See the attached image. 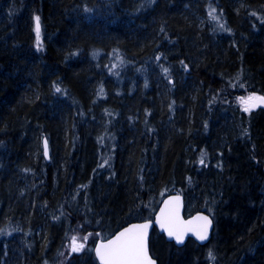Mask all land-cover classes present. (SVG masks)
<instances>
[{
  "label": "trees",
  "instance_id": "16d2710c",
  "mask_svg": "<svg viewBox=\"0 0 264 264\" xmlns=\"http://www.w3.org/2000/svg\"><path fill=\"white\" fill-rule=\"evenodd\" d=\"M248 95L264 96V0H0V264H63L77 235L65 264H99L97 239L175 192L215 228L182 247L153 233L158 264H264Z\"/></svg>",
  "mask_w": 264,
  "mask_h": 264
},
{
  "label": "snow or ice",
  "instance_id": "6c2138e0",
  "mask_svg": "<svg viewBox=\"0 0 264 264\" xmlns=\"http://www.w3.org/2000/svg\"><path fill=\"white\" fill-rule=\"evenodd\" d=\"M209 16L214 20H219L220 17L216 13L214 7H210ZM223 28V25H220ZM40 17H35V32L37 36V47H41L40 44ZM94 55H96L94 53ZM159 59V57H157ZM123 63V60L120 61ZM163 71L168 73V69L164 68ZM56 91H61L59 87ZM100 93L103 94V87L101 86ZM238 101L243 105V109L246 112H250L252 108L257 107L258 104H264V96L250 95L249 97H239ZM249 101H256L258 103H249ZM246 132V130H245ZM102 139V138H101ZM47 148V141L45 140V149ZM206 153L201 152L200 163H204V157ZM86 187V186H83ZM177 202L179 198H175ZM167 208V206H166ZM195 221L201 223L194 224V221L190 220L184 222L180 220L178 214V207L176 209H169L167 211H161V217L159 219L160 226L167 229L170 237H175L177 243H183L184 236L187 232H194L199 240L204 241L208 238V229L211 226L212 221L207 216H198L194 218ZM151 221L144 224L131 225L129 228L124 229L112 239H108L106 242L101 241L99 245L94 249L101 264H155L147 253L146 237L147 229L150 227ZM3 231V230H0ZM91 235V234H90ZM87 236L83 237L86 242ZM84 248V244H77V237L71 238L70 250L71 252H80ZM211 259H215L211 250L208 253Z\"/></svg>",
  "mask_w": 264,
  "mask_h": 264
},
{
  "label": "water",
  "instance_id": "95a60500",
  "mask_svg": "<svg viewBox=\"0 0 264 264\" xmlns=\"http://www.w3.org/2000/svg\"><path fill=\"white\" fill-rule=\"evenodd\" d=\"M107 1H114V0H107ZM249 103H258L256 101H249ZM258 108H264V104H258L257 107H254L252 109H258ZM45 140L47 141L46 138H44L43 140V148H44V154L45 156L48 158L49 157V146H48V142H47V148L45 149ZM179 198V201L177 202V200L175 198ZM167 206V208H166ZM178 207V214H179V218L180 220L184 221V222H187V221H194V224H199L201 222L199 221H195L194 218L195 217H198V216H207L209 218V220L212 221L211 223V226L209 227L208 229V238L204 241H201L199 240V238L197 237V235L194 233V232H187L184 236V240H183V243H177L175 237H170L168 235V232H167V229L165 228H162L160 226V223H159V219L161 217V211L162 210H169V209H176ZM148 221H151V225L150 227L147 229V237H146V248H147V253H148V256L155 261V264H158V260L157 258L153 257L152 256V253H151V236H152V232L154 229H157L159 230L160 232H162L166 239L170 242H173L176 246L178 247H182L185 245V243L190 239H194L198 244L200 245H205L207 244L211 238H212V235H213V231H214V228H215V224L212 220L211 217H209L208 215L202 213V212H196L195 214L191 215V216H186L185 215V197L183 194L181 193H173L169 196H167L163 202L161 203V206L159 207L157 213L155 214L154 218L151 219V220H146V221H142V222H134V223H131V224H128L122 228H120L119 230H117L113 235H111L109 238L107 239H99L96 241V245H95V248L99 245V243L101 241H107L108 239H112L114 238L116 235H118L120 232L124 231V229L126 228H129L131 225H137V224H144ZM96 253V252H95ZM97 256V255H96ZM97 260L99 261V263L101 264V261L99 260L98 256H97Z\"/></svg>",
  "mask_w": 264,
  "mask_h": 264
},
{
  "label": "bare ground",
  "instance_id": "6f19581e",
  "mask_svg": "<svg viewBox=\"0 0 264 264\" xmlns=\"http://www.w3.org/2000/svg\"><path fill=\"white\" fill-rule=\"evenodd\" d=\"M47 158V157H46ZM47 159H50V152H49V157L47 158ZM175 193H177V192H175ZM171 194H173V193H169V194H167V195H165L161 200H160V202H159V204H158V206H157V208H156V210H155V212H154V215H153V218H154V216H155V214L157 213V211H158V209H159V207L161 206V203L163 202V200L167 197V196H169V195H171ZM189 210V213L187 214L186 213V216H191V215H193V214H195L196 212H202V213H204V214H206V215H208L209 217H211L212 218V220H213V222H214V224H215V219H214V211H207V210H203V209H196V207H195V205L193 206V207H191L190 209H188ZM152 218V219H153ZM147 220H151V219H147ZM142 221H146V220H141V221H131V222H128L127 223V225L128 224H131V223H134V222H142ZM126 226V225H125ZM124 227V226H123ZM156 231V232H155ZM154 235H155V237H157V236H160V235H163L164 236V238L166 239V237H165V235L162 233V232H160L159 230H157V229H154ZM157 239V238H156ZM190 239H192V238H190ZM167 240V239H166ZM194 240V239H193ZM168 241V240H167ZM195 241V240H194ZM168 242H170V241H168ZM196 242V241H195ZM173 243V242H172ZM95 245H96V242H95V244H94V247H93V252H94V255H95V257H96V259H97V256H96V253H95V251H94V249H95ZM175 245V244H174ZM178 247V246H177ZM98 261V260H97ZM98 263H99V261H98ZM100 264V263H99Z\"/></svg>",
  "mask_w": 264,
  "mask_h": 264
},
{
  "label": "rangeland",
  "instance_id": "374dc122",
  "mask_svg": "<svg viewBox=\"0 0 264 264\" xmlns=\"http://www.w3.org/2000/svg\"><path fill=\"white\" fill-rule=\"evenodd\" d=\"M249 96H250V95L246 96L245 98H247V97H249ZM255 96H257V95H255ZM241 105H242V104H241ZM242 107H243V105H242ZM194 203H195V202H194ZM85 236H87V235H82V236L77 235V236H76V237H77V244L83 243V244H84V247H85V245L87 244L88 240L90 239V236H87L88 239H87V241L85 242V241L83 240V237H85ZM70 244H71V241L69 242V244L67 245L66 249L64 250V254H63V264H65V261L67 260L68 256H70L72 253H75V252H71V250H70Z\"/></svg>",
  "mask_w": 264,
  "mask_h": 264
}]
</instances>
